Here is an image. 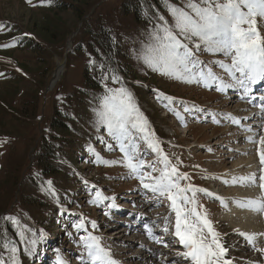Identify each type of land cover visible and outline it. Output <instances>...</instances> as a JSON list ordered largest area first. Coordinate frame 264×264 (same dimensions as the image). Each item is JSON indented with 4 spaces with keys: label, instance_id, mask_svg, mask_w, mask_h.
Returning a JSON list of instances; mask_svg holds the SVG:
<instances>
[{
    "label": "rangeland",
    "instance_id": "obj_1",
    "mask_svg": "<svg viewBox=\"0 0 264 264\" xmlns=\"http://www.w3.org/2000/svg\"><path fill=\"white\" fill-rule=\"evenodd\" d=\"M57 1L60 0H51V4ZM64 1L87 2L86 5L95 4V12L90 19L92 25L97 21H102L115 31L121 29L125 31L130 27L123 20L118 19L120 0ZM33 4L38 6L33 7L26 0H0V22L6 25L4 34L0 32V73L3 74L0 75V227L3 231L4 214L7 211L10 212L18 204L19 208L7 217L17 218L19 226L14 227L18 231H23L27 237L23 242L19 235L14 241H7L5 252H0V259L4 260L6 256V264H13L11 247L15 245L18 248L16 253L18 264H23L22 260L25 256L29 258L30 264H56L57 249L67 264H80L78 257L82 249L78 241L79 237L86 233L77 232L74 224L83 221L89 232H94L103 238V243L111 249L119 264H138L140 263L137 258L139 256L143 257L144 261L149 260L146 261L148 264L149 262L150 264H170L173 260H180L181 258L177 256L178 251H183L180 245L169 244L168 247H164L163 243L158 244L152 238L148 240L149 235L144 227L148 224L155 236L160 237L164 242L173 240L170 234L166 235L161 230L163 217L169 215L167 201L157 206L150 199L151 194H146L140 188L138 180L129 177L125 167L102 162L120 160L123 155L115 142L108 137L105 128L101 126L99 131L97 130L96 110L100 107L101 98L105 95V88L100 98L88 103L87 109H77L76 114L84 117V122L78 120L76 124L82 127L85 142L78 148L76 143H71L66 148L68 156H60L56 159L58 163L63 162L66 165L70 162L68 157H71L77 164L75 170L69 169L67 173L68 176L75 174L78 180L72 183L66 176H61L56 183L59 187L60 184H69L70 187L66 186L67 194L58 195L52 184H49V180L39 189L34 179L31 181L29 178L30 161H34V151L41 145L43 134L48 131L54 101L60 104L68 92L81 83L83 66L82 55L77 53L71 55L70 52V48L74 47L77 42L76 37L81 33L83 21H79L70 10L68 6L71 4H60V7L58 4V7H50L51 4L46 2L43 6H39V0H33ZM184 4L185 2H182L179 7H183ZM46 16H49L48 22L43 20ZM167 18L171 21L170 16ZM35 21L42 24L49 23L54 39L50 37L48 39L46 36L45 38L38 37V28L33 25ZM9 30L21 32L15 31L11 36L6 37L5 33ZM261 30L264 31V28ZM13 38L18 43L12 47H2L5 44H12ZM19 39L30 41L36 39L41 45L39 48L41 52L35 53L26 49V46L19 44ZM68 40H70V48L67 47ZM141 42L133 43L130 47L133 56L128 58L135 70L136 78L139 79H128L123 85L131 90L135 102L143 116L147 118L151 131L155 133V138L161 142L164 152L169 155L173 163H177V157L182 161L179 165L180 171L188 173L191 178L190 183L208 189L219 197L226 195L236 200L251 191L256 195L261 194L258 186L232 185L225 184L223 181L243 176L230 174L238 170V167H234L239 159L246 158L254 161L257 157L260 158L259 144L249 141L250 144L245 143L246 140L239 143L237 137L241 134L244 137L245 133L247 137L257 133L256 138L258 139L259 135L264 134V129L261 127L264 119L262 123H254L258 115L253 116V120L245 119L249 115H243L246 112L240 104L246 105L241 101L239 103L231 99L226 101V98H232V96H226L224 93L222 96L220 95L222 93L214 88L209 89L195 83H184L151 71L134 55V50L140 48ZM199 58L210 66H213L212 61L224 59L222 55L210 53L200 54ZM59 66H61L60 75L54 79ZM213 70L222 73L218 67L213 66ZM107 85L110 88L121 86L113 84L112 81ZM158 93L173 98L172 102H162L157 99ZM235 93L238 97L240 96L239 91ZM239 99L241 100L240 97ZM166 104L168 106H165ZM185 107L189 111H185ZM177 111L183 119L177 117ZM258 113L260 114V111ZM225 114H231L232 117L239 119L240 124L232 127L231 119ZM213 115L219 123L213 122ZM243 119L246 121H242ZM256 124H259V127L254 129ZM242 125H251L253 132L245 131ZM160 136L163 139L159 138ZM242 136L239 137L242 138ZM236 142L239 146H236ZM106 144H112L113 150H108ZM250 145L252 149L248 152ZM241 147H246L243 153L240 150ZM141 148H144L143 144ZM232 152L236 155H230ZM97 154L100 157L99 160ZM155 158L154 154L146 157L147 160ZM245 164L241 167L242 169L238 170L239 172L247 169ZM256 172L258 173L257 167ZM74 187H77L76 192L72 191ZM96 191H100L103 196L115 199L114 201L102 200L98 204H93L91 201L95 198ZM46 195L58 203L54 215L52 219L50 218V222L44 220L31 226L30 220L33 217L41 218L43 215L44 205L40 198ZM199 200L217 230L226 234L223 238L236 241L232 243L227 240L231 243L229 254L234 258L233 261L244 264L243 260L247 259L239 258H244L245 255H251L253 252L244 253L248 245L244 240L243 243L237 242V238L241 240L234 231L235 228H241L240 222L237 224V217L232 215L234 219L225 222L222 217L224 218L227 214L219 200L205 197L202 194ZM113 203L115 207L110 206ZM62 209L67 211L61 214ZM105 212H109L110 215H105ZM257 218L259 214L255 215V219H251V223L254 226L259 224L258 227L256 226L257 229H264L260 220L258 223ZM8 221L13 224L10 220ZM93 221L97 225L95 230L91 226ZM152 221H156V224L153 225ZM261 230L255 233H261ZM42 232L50 238L46 236L42 239ZM33 240L36 241L35 244L30 243ZM140 242L145 245H138ZM152 249L159 250V252L155 255L151 252ZM163 251L166 253L163 254ZM255 255L259 256L258 253Z\"/></svg>",
    "mask_w": 264,
    "mask_h": 264
},
{
    "label": "snow or ice",
    "instance_id": "obj_2",
    "mask_svg": "<svg viewBox=\"0 0 264 264\" xmlns=\"http://www.w3.org/2000/svg\"><path fill=\"white\" fill-rule=\"evenodd\" d=\"M26 2L33 7L38 6L33 4V0ZM46 2L51 4V0H39V6ZM167 11L171 21L164 15L156 14L145 40L141 42L139 49L134 50L136 59L142 61L151 71L184 83L214 88L220 93L229 89L239 90L241 99L247 98L249 103L258 101L256 107L264 118V95L257 97L254 94V86L264 81V31L261 30L264 28V0H186L183 7L167 4ZM5 28L6 25L0 24V30ZM16 43L18 41L13 38L12 44L2 47H12ZM203 53L224 57L211 62V65L221 69L222 73L215 72L213 66L199 58ZM111 79L113 84L121 86L110 88L107 84L104 85L105 95L96 110L97 130L99 131L101 126L105 128L108 137L115 142L123 155L120 160L102 162L125 167L129 177L138 180L140 188L146 194H151L150 199L157 206L167 201L169 215L163 217L161 230L166 235L170 234L173 240L162 241L160 237L155 236L152 228L145 224L149 237L158 244L163 243L164 247L169 244L181 246L183 251L177 252L181 259L173 260L170 264H233L234 258L229 256L231 245L223 238L226 234L217 230L199 197L200 194L212 197L225 207L227 202L208 189L190 183L188 173L180 171L179 165L182 161L177 157V163H173L164 152L161 142L155 138L147 118L135 102L131 90L123 85L122 78L113 74ZM157 99L169 103L173 100L163 93H158ZM184 110L189 111L187 107ZM176 115L183 119L178 111ZM225 115L232 123L240 124V120L231 114ZM252 118L254 117H245ZM212 119L214 123H219L214 115ZM261 127L264 128V124ZM245 131L253 132L252 126H246ZM247 140L261 146L259 183L256 173L233 177L223 183L258 186L261 189L259 197L234 200L233 203L238 207L264 214V134L259 135L257 139L254 133L248 136ZM101 142L105 143L103 140ZM141 144L144 148H141ZM106 147L110 151L113 150L112 144H106ZM151 154L156 158L147 160L146 157ZM97 159H100L98 154ZM114 199L96 191L91 203L98 204L102 200ZM110 206L115 207V204ZM65 211L67 210L62 209L61 214ZM105 215L110 213L105 212ZM5 219L19 226L17 218ZM151 223L155 225L156 221ZM91 226L93 230L96 229L95 221ZM74 227L77 232L86 233L81 235L78 241L82 249L78 257L80 264H119L111 249L103 243V238L89 232L83 221L74 224ZM234 231L261 257L250 260L249 264H264V247L259 244V238L264 237V233H249L239 229ZM17 235L21 237L22 242L27 239L23 231H18ZM43 235L41 233V238ZM30 243L35 244L36 241ZM56 251V264H67L59 250ZM17 252L18 248L13 245V264H18ZM0 264L6 262L0 259Z\"/></svg>",
    "mask_w": 264,
    "mask_h": 264
},
{
    "label": "trees",
    "instance_id": "obj_3",
    "mask_svg": "<svg viewBox=\"0 0 264 264\" xmlns=\"http://www.w3.org/2000/svg\"><path fill=\"white\" fill-rule=\"evenodd\" d=\"M182 2H186V0H120L118 19L123 20L130 26L125 31H121L123 29H117L120 32L112 30L108 24L102 21H97L94 25L90 23L91 16L95 12V4L86 5L87 2L76 1L70 3L69 1L60 0L50 5V7H58L59 4L60 7V4H71L68 7L72 10L75 17L79 21L83 20L80 29L81 33L76 37L77 42L71 50V55L74 53L82 55L83 66L81 83L71 89L62 101H60V104L54 101L52 106L53 115L49 122L48 131L43 134L40 142L41 145L34 152L35 158L28 172L29 177L34 179L39 189L49 180L56 193L62 196L68 192L66 186H70L69 184H60L59 187L56 184L61 176H66L72 183L78 180L75 174L68 176L67 173L69 169L75 170L77 164L74 162V159L68 157L70 162L66 165L63 162L58 163L56 161L60 156H68L66 148L71 143H76L78 148L85 142L82 136V127L76 124L78 120L79 122H84V117L76 114L77 109L85 110L89 102H95L100 98L105 88L104 85L112 81L111 77L113 74L122 78L123 84L128 79H139L138 77L136 78L135 70H133L129 63L128 58L133 56L130 47L133 46V43L145 40L146 34L152 28V23L157 13L164 15L166 18L169 16L167 4L179 6ZM48 17H44L43 20L48 22ZM0 24L3 23L0 22ZM48 24L36 23V21L33 23L38 28V37L45 38L46 36L47 38H53V31H51ZM15 31L21 32L18 30H9L5 33L6 37L11 36L12 32ZM0 32L4 34L5 29ZM19 44L26 46V49L35 53L41 52L39 49L41 45L36 39H31V41L29 39H19ZM105 76L108 79H103ZM76 188L74 187L72 191L76 192ZM40 199L44 205L42 209L43 215L41 218L33 217L30 220L31 226L44 220L50 222L54 215V210L58 205L56 200H53L47 195ZM17 208H19L18 204L10 212L6 210L7 212L3 216V220L5 221L3 231H1L0 227L1 253L5 252L7 241H14L18 237V230L14 227L15 225L5 219L13 211H16ZM4 261H7L6 256H4ZM22 262L23 264H30V260L26 256Z\"/></svg>",
    "mask_w": 264,
    "mask_h": 264
},
{
    "label": "bare ground",
    "instance_id": "obj_4",
    "mask_svg": "<svg viewBox=\"0 0 264 264\" xmlns=\"http://www.w3.org/2000/svg\"><path fill=\"white\" fill-rule=\"evenodd\" d=\"M60 72H61V66H59L58 68H57V70H56V72H55V75H54V79L55 78H57L59 75H60ZM235 100V101H237L238 103L241 101V102H243L246 106H243L242 104H240V106L241 107H243L244 108V110H245V112L246 113H243V115L245 116V115H249L248 117H253L254 116V114H258V112L260 111L259 110V108L258 107H255V103H257L256 101H252V103H249L248 102V100L247 99H243V100H240L239 98H237V93H235V95H233L232 96V98H230V97H228V99L226 98V101H228V100ZM251 107H250V106ZM246 109H248V110H246ZM244 110H242V111H244ZM251 110H253L254 111V114L253 113H251ZM242 111L240 112V113H242ZM239 113V115H241ZM244 116H242V117H244ZM236 117H239V116H236ZM257 119H259L258 121H257ZM264 118H262L261 117V115L259 114V116L256 118V120H255V122L254 123H257V122H261L262 123V120H263ZM251 120V119H250ZM252 120H253V118H252ZM242 121H246L245 119H243ZM230 121H229V119H228V123H229ZM260 123V124H261ZM231 126L232 127H235L237 124H234V123H232V121H231ZM243 124V123H242ZM259 124H256V125H254L255 126V128L254 129H257V127H259L258 126ZM243 126V125H242ZM240 128H241V126H240ZM243 129H245L246 128V126H244V127H242ZM262 129H264V128H262ZM229 131V130H228ZM244 131V130H243ZM239 132V131H238ZM246 134V133H245ZM244 134V137L242 136V134L241 135H238V139H239V143H240V141L242 142L243 140H246L247 142H245V143H249L248 142V140H247V136ZM257 134V133H256ZM242 136V138H240V137ZM250 144V143H249ZM244 148H246V147H241V151H242V153L244 152L243 151V149ZM249 148H251V145L249 146ZM259 149L261 148V146L260 147H258ZM237 153H239V152H237ZM259 153V152H258ZM230 155H236V153H231ZM246 155V154H245ZM257 155V154H256ZM257 157V156H256ZM227 158H229V156L227 157ZM260 158L259 157H257L254 161H251V160H249V159H246V158H241V159H239L237 162H236V165H235V167L234 168H236V167H238L237 169L238 170H240V168L243 166V164H245V165H247V169L246 170H241L240 172L238 171V170H234L233 172H231L230 174L232 175V174H237L236 176H240V175H243V176H248L249 174H252V173H256V175H257V178L259 177V175H260V168H261V164H260V160H259ZM257 161V162H256ZM256 163H258L257 165H256ZM256 167H257V170H258V173L256 172ZM245 167H243V169H244ZM242 169V168H241ZM255 187V186H254ZM255 189V188H254ZM258 192V191H257ZM259 195H261L260 193H257V195H256V193H254V192H249V194H247V195H245V196H242V197H248V198H246V199H249V198H251V199H255V198H257V197H259ZM241 197V199L240 198H236V200H246V199H244V198H242ZM222 198L227 202V207H225L224 206V209H225V211L224 212H226V214L227 215H225V217L223 218L222 217V219L225 221V222H228V220L230 221L231 219H234V217H232V215H234V216H236L237 217V224H238V222H240L239 224H241V228L239 229L240 231H244V232H249V233H255L256 231H260L259 229H257V227H258V225L256 224V226H254V224H252L251 223V219H255V215H258L259 214V218H257V221H258V223H259V220L261 221V225H263L264 226V215H262V213H256V212H252V210H250V209H247V208H241V207H238L235 203H233V204H229L230 202H233L232 200H235V198H233V197H231V198H229L228 196H226V195H223L222 196ZM231 206V207H230ZM232 208V209H231ZM230 209V210H229ZM237 212V213H236ZM229 214V215H228ZM257 217V216H256ZM254 222V221H253ZM227 225H228V223H226ZM238 226V225H237ZM230 227V226H229ZM238 228H239V226H238ZM236 229V228H235ZM227 240H230V239H227ZM226 240V241H227ZM232 243L233 242H235L236 243V241H232V240H230ZM228 242V241H227ZM237 242H239V243H243V238L241 239V240H238V238H237ZM261 242V243H260ZM228 244L230 245L231 243L230 242H228ZM259 244H263L264 245V239H261V240H259ZM241 245H243V244H241ZM248 247V246H247ZM264 247V246H263ZM252 250V248H250V247H248V249H246L245 250V252L244 253H246V252H248V251H251ZM242 252V251H241ZM241 252H239V253H241ZM233 253V252H232ZM238 254V253H237ZM255 254H257L256 252H254L253 254H251V255H249L248 254V256H246L245 254H243V255H245V257L244 258H241L240 256V258L239 259H247L246 261H244L243 260V262H245L244 264H249V261L250 260H255V259H257V258H261V257H259L258 255H255ZM230 255V254H229ZM231 256V255H230ZM236 257V256H235ZM252 257V258H251ZM254 258V259H253ZM235 259H237V257L235 258ZM262 259H264V258H262ZM233 264H238L237 262H234L233 261Z\"/></svg>",
    "mask_w": 264,
    "mask_h": 264
}]
</instances>
